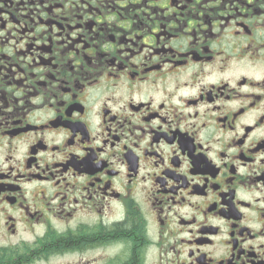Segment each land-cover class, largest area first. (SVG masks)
<instances>
[{"label":"flooded vegetation","instance_id":"1","mask_svg":"<svg viewBox=\"0 0 264 264\" xmlns=\"http://www.w3.org/2000/svg\"><path fill=\"white\" fill-rule=\"evenodd\" d=\"M0 264H264V0H0Z\"/></svg>","mask_w":264,"mask_h":264}]
</instances>
